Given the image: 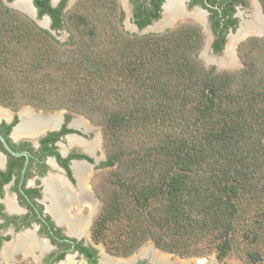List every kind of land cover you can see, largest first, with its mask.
I'll use <instances>...</instances> for the list:
<instances>
[{"label":"trees","instance_id":"trees-1","mask_svg":"<svg viewBox=\"0 0 264 264\" xmlns=\"http://www.w3.org/2000/svg\"><path fill=\"white\" fill-rule=\"evenodd\" d=\"M34 4L39 14L56 18L45 0H34ZM52 27L62 29L57 22ZM32 30L57 44L47 30L33 24ZM194 32H172L171 45L158 50L154 69L150 60L148 64L134 58L90 61L80 57L74 64L83 72L80 75L73 76V70L60 60L53 65L55 70L42 75L48 83L57 72L61 79L74 77L86 83L117 78L140 83L132 94L137 103L120 110L105 106L99 121L107 143L129 139L139 131L147 138L133 151L126 145L113 150L101 164L112 168L114 160L120 159L124 174L138 172V180L125 177L121 183L123 204L132 202V215L141 229L129 240L124 255L147 240L163 251L191 255L193 251H179L178 242L212 234L217 257L223 258L232 245L233 220L241 204L257 210L255 216L262 220L264 231V62L259 70L248 63L233 72L207 69L183 53L191 47L188 40ZM180 36H184L181 41ZM2 76L10 78L0 70ZM110 92L118 96L117 90ZM109 199V209L103 208L95 223L97 231L107 223L132 217L126 206L122 208L116 191ZM90 264H97L96 258Z\"/></svg>","mask_w":264,"mask_h":264},{"label":"rangeland","instance_id":"rangeland-1","mask_svg":"<svg viewBox=\"0 0 264 264\" xmlns=\"http://www.w3.org/2000/svg\"><path fill=\"white\" fill-rule=\"evenodd\" d=\"M18 1L20 0H0V70L4 75H10V78L0 77V111L28 110L37 115L58 118L70 116L72 120L82 121L87 127L85 133L96 145L101 162H105L113 150H122L126 145L133 151L141 141H146L144 132L139 131L130 135L129 139L124 137L116 141L113 139L110 141L113 145H110V142H105L99 123L105 106L120 110L138 102L137 97L132 94L139 89V82L132 83V80L117 78L89 84L74 77L61 79V73L57 72L54 74L56 80L48 83L42 75L55 70L53 65L58 60L66 65V68L73 70V76L76 73L80 75L83 72L74 66L80 57H87L90 61L134 58L143 59L142 62L148 64L150 60V68L154 69L158 64V61H155L158 50L171 45L169 38L173 33H154L145 30L143 34H135L125 23L128 14L124 23L120 22L112 0H80L74 2L68 10L65 25L61 30L54 33L47 30L57 41L60 46L58 48L57 44L53 45L45 38L42 39L32 30V24L45 30L37 24L42 22V19H32L16 8L14 3ZM22 1H28L33 7L31 0ZM261 2L264 7V0ZM262 9L264 15V8ZM176 31L182 33L185 28ZM141 35L142 37H139ZM251 36L234 46L231 60H225L224 48L219 53L211 51L212 40H206L208 38L205 31L193 34L188 40L192 44L191 47L183 48V53L195 57L207 69L213 67L216 72L237 71L244 63L259 70L264 62V33H253ZM181 37L184 36L177 39L181 41ZM69 39H72V42H69ZM37 63L42 66L37 67ZM31 65L34 67L31 68ZM33 69L36 71L33 72ZM41 79L43 82H40ZM49 85L55 88L54 91ZM76 88L78 90L73 91ZM88 89L91 91L85 94V90ZM112 90H117L118 96H113L110 92ZM73 106L75 110L70 109ZM114 162L112 168L100 167L89 172L88 185L93 209L87 204L82 211L89 224L84 240L94 247L100 264H112L111 261L119 264H264L262 220L255 216L257 210L248 208L250 206L245 204L239 206L238 216L233 220L232 245L223 258L217 257L212 234L178 242L179 251H184L183 249L193 251L194 254L191 255L163 251L151 240L145 241L131 253L124 255L129 240L137 237L141 229L139 222L134 218L135 215H132V202L123 204L125 200L122 196L121 183L125 177L132 179L136 177L138 180V172L129 170L124 174L121 170L123 169L121 160L116 159ZM112 191H116L122 208L126 206L127 215L132 217L129 220L120 219L107 223L103 230L97 231L95 223L101 210L109 209V195ZM257 257L259 261L254 263L252 260ZM15 259L19 260L17 257ZM24 263L28 264L27 261ZM64 264L86 263L80 258L72 257L70 260L67 258Z\"/></svg>","mask_w":264,"mask_h":264},{"label":"flooded vegetation","instance_id":"flooded-vegetation-1","mask_svg":"<svg viewBox=\"0 0 264 264\" xmlns=\"http://www.w3.org/2000/svg\"><path fill=\"white\" fill-rule=\"evenodd\" d=\"M77 1L45 0L55 19L46 12L39 14L34 0L30 3L37 20L48 22L58 32L60 29L52 27L54 22L63 28L68 10ZM112 1L120 22L124 23L128 14L125 23L135 34L145 30L167 34L180 28L205 31L206 40H212L213 53L226 49L229 38L252 22L253 8L261 15L264 8L261 0ZM0 112V264H64L72 257L86 264L96 258L100 264L94 247L84 240L89 224L85 227L87 219L82 211L92 201L89 174L82 177V185L74 171L75 164L88 172L102 164L96 145L84 131L87 127L73 126L76 119L67 116L48 126L22 117V111ZM79 217L83 219L82 229L76 227Z\"/></svg>","mask_w":264,"mask_h":264},{"label":"bare ground","instance_id":"bare-ground-1","mask_svg":"<svg viewBox=\"0 0 264 264\" xmlns=\"http://www.w3.org/2000/svg\"><path fill=\"white\" fill-rule=\"evenodd\" d=\"M14 6L16 8H19L21 11L25 12L26 14L33 16V13H34V11L32 9L33 7L30 6L28 1L20 0L16 3H14ZM171 9L174 10L173 7H171ZM253 9H254L253 10L254 14L252 15L253 16L252 22L248 23L249 25L241 26V28L238 30L236 35L231 36L229 38V43L226 47L225 56H224L226 61L231 60V56L233 55V51H234V46L239 39H241L242 37H244L246 35H250L253 33H260V32L264 33V16L261 15V13H258L256 8H253ZM171 17L173 18V14H171ZM41 23L44 24V22H41ZM1 114L2 113L0 112V115ZM21 115H22V117L24 116V117L29 118L30 120H33V122H35V124H39V122L42 124L48 123V126L49 125L52 126L58 119V116H52V117L45 119L41 116H35L33 113L26 111V110L22 111ZM84 125L85 124H83V122L78 120V119L73 122V126H76V127H80V126L82 127L83 126V128L86 129V126H84ZM74 171H75L76 177L78 178L79 183H81L83 185V178L82 177L86 173L89 174L90 171L88 172V170H86V168L81 164H75L74 165ZM89 206L91 207V209H93L92 208V201H90ZM82 222H83V219L81 217H79L77 219L76 227H79L82 229L83 228V226L81 225ZM87 226H88V220L85 223V227H87ZM83 231H81V233H77V234H82ZM105 264H109V263H105Z\"/></svg>","mask_w":264,"mask_h":264},{"label":"water","instance_id":"water-1","mask_svg":"<svg viewBox=\"0 0 264 264\" xmlns=\"http://www.w3.org/2000/svg\"><path fill=\"white\" fill-rule=\"evenodd\" d=\"M34 11V10H33ZM32 19H36V12L34 11L33 16L29 15ZM37 24H39V26L45 28L46 30H48L50 33H54L55 31H53L49 25L48 22L45 24H41L40 22H37Z\"/></svg>","mask_w":264,"mask_h":264}]
</instances>
